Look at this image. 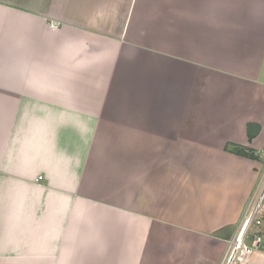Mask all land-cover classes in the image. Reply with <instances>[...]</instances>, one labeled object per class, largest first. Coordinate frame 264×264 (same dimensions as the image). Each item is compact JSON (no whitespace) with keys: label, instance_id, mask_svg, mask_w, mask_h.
<instances>
[{"label":"crops","instance_id":"crops-1","mask_svg":"<svg viewBox=\"0 0 264 264\" xmlns=\"http://www.w3.org/2000/svg\"><path fill=\"white\" fill-rule=\"evenodd\" d=\"M263 149L264 0H0V264H220Z\"/></svg>","mask_w":264,"mask_h":264},{"label":"built area","instance_id":"built-area-1","mask_svg":"<svg viewBox=\"0 0 264 264\" xmlns=\"http://www.w3.org/2000/svg\"><path fill=\"white\" fill-rule=\"evenodd\" d=\"M258 251H264V165L220 264H248Z\"/></svg>","mask_w":264,"mask_h":264},{"label":"trees","instance_id":"trees-1","mask_svg":"<svg viewBox=\"0 0 264 264\" xmlns=\"http://www.w3.org/2000/svg\"><path fill=\"white\" fill-rule=\"evenodd\" d=\"M235 151L238 154L247 156V157H252V158H256L255 153L251 150L249 151L247 148H244L243 146H236Z\"/></svg>","mask_w":264,"mask_h":264},{"label":"water","instance_id":"water-1","mask_svg":"<svg viewBox=\"0 0 264 264\" xmlns=\"http://www.w3.org/2000/svg\"><path fill=\"white\" fill-rule=\"evenodd\" d=\"M260 129H261V127H260L259 124H257V123H251L248 126V134L250 136H256L259 133Z\"/></svg>","mask_w":264,"mask_h":264},{"label":"rangeland","instance_id":"rangeland-1","mask_svg":"<svg viewBox=\"0 0 264 264\" xmlns=\"http://www.w3.org/2000/svg\"><path fill=\"white\" fill-rule=\"evenodd\" d=\"M264 165V164H263ZM247 204V203H246Z\"/></svg>","mask_w":264,"mask_h":264}]
</instances>
